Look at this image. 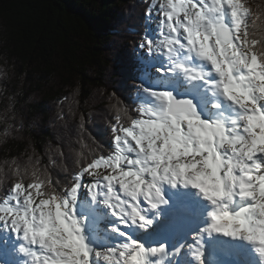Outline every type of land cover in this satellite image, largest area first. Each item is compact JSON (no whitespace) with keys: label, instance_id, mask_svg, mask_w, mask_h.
I'll use <instances>...</instances> for the list:
<instances>
[{"label":"snow or ice","instance_id":"snow-or-ice-1","mask_svg":"<svg viewBox=\"0 0 264 264\" xmlns=\"http://www.w3.org/2000/svg\"><path fill=\"white\" fill-rule=\"evenodd\" d=\"M145 15L158 16L157 36H143L137 47L163 59L154 71L199 87L179 97L142 87L155 103L141 104L130 126L117 115L109 154L82 165L63 191L36 171L33 182L13 183L0 200V230L19 242L22 264H164L165 245L146 247L130 232L152 225L149 213L168 204L166 187L190 189L209 205L208 223L191 237L194 264H204L203 238L214 235L251 244L264 264V52L249 31L248 7L244 0H159ZM206 109L215 114L205 118ZM99 168L102 178L85 180ZM81 189L116 220L108 230L117 240L86 241V219L75 207Z\"/></svg>","mask_w":264,"mask_h":264},{"label":"trees","instance_id":"trees-1","mask_svg":"<svg viewBox=\"0 0 264 264\" xmlns=\"http://www.w3.org/2000/svg\"><path fill=\"white\" fill-rule=\"evenodd\" d=\"M151 4L0 0V200L13 183L33 182V171L63 191L82 165L109 154L117 115L124 126L140 118L149 78L137 45L156 18L144 15ZM249 4V31L264 52V0Z\"/></svg>","mask_w":264,"mask_h":264},{"label":"rangeland","instance_id":"rangeland-1","mask_svg":"<svg viewBox=\"0 0 264 264\" xmlns=\"http://www.w3.org/2000/svg\"><path fill=\"white\" fill-rule=\"evenodd\" d=\"M159 0L157 1V4H158ZM244 3L247 5L248 9L250 8V4H249V0H244ZM157 20H158V16H156V18L154 19L153 23H152V29H153V39H156V36H157V27H158V24H157ZM118 45H119V41L116 39L113 40V43H111V54L112 55V58L115 60L116 59V50L118 48ZM157 58V62H151V63H148V65H153L154 66V69L157 68V67H160L163 65L164 61L162 58L160 57H156ZM149 69V73L147 74V76H150L151 73H152V68H148ZM155 72V71H154ZM155 74L162 80L160 81H153L151 80L150 78L147 80V89H154V90H167L169 91L170 93H172L173 95H176V94H179V93H175L176 92V89L181 91L180 93H183L185 91H190V90H193V89H197L199 86L197 85H191V84H188L186 81H184V79L180 76V75H175V76H160L158 75L156 72ZM163 84H170L172 85V87H170L169 85L166 86L165 88H168V89H164L163 88ZM182 85H185V86H182ZM179 87V88H178ZM205 99H207V94H203ZM155 103V101L149 97L148 95H144L143 97V100H142V103L141 104H145V105H153ZM223 101L221 102L220 101V104L222 105ZM206 113H208V115H205L204 113H202V115L205 117V118H208L212 115H214L215 113L212 112L211 110H208L206 109L205 111ZM228 113H231V111H229ZM104 169L103 168H99L97 170H94L93 174L91 175H87L86 176V181L87 180H90V179H95L97 176L101 177L104 175ZM83 197H84V201L82 203H80L81 205H79V207L81 208H86L83 212L81 211V213H79L77 216L82 218V219H86V223L84 224V236L86 238V241L91 244V245H98V246H103L106 242H109L108 239H113L115 240L116 237L114 236H111L109 233H111L108 229H109V223L108 224H105L103 223L105 226H100V230H98L99 226L96 225V222L95 220L92 219V207H89V205L87 204V199H89V193L87 191L84 192L83 194ZM89 201V200H88ZM77 203H76V209H77ZM87 211V213H90V218H85L84 217V214L85 212ZM102 214V211L100 212ZM77 214V213H76ZM96 226L95 229L93 230H89V227L90 226ZM107 226V228H106ZM3 235H4V244L8 246V249H9V254H6V256L4 257V264H19L16 259V246L13 245L12 241L15 240L11 233L7 232V231H4V230H0ZM98 232H100L101 234L99 235ZM16 241V240H15ZM12 243V244H11ZM184 254V253H183ZM15 256V258H14ZM175 261V260H173ZM175 264H176V261H175ZM187 264V263H186Z\"/></svg>","mask_w":264,"mask_h":264},{"label":"bare ground","instance_id":"bare-ground-1","mask_svg":"<svg viewBox=\"0 0 264 264\" xmlns=\"http://www.w3.org/2000/svg\"><path fill=\"white\" fill-rule=\"evenodd\" d=\"M148 4V3H147ZM146 6H148V5H146ZM145 15V14H144ZM140 39V38H139ZM144 73L147 75L148 73H149V69L147 68L145 71H144ZM148 78H150L151 80H153V81H155V82H157V81H160L161 79L154 73V71H153V69H152V73H151V75L150 76H147ZM142 86V85H141ZM142 90V89H141ZM128 101V100H127ZM135 102V101H134ZM134 102H133V104H134ZM137 103V102H136ZM136 106V105H135ZM228 106V105H227ZM229 107V106H228ZM230 108V107H229ZM229 108H227V109H229ZM228 111V110H227ZM229 111H231L230 109H229ZM225 112V111H224ZM225 113H227V112H225ZM204 114L205 115H208V113H206V112H204ZM210 115V114H209ZM208 115V116H209ZM186 198L187 199H189L190 198V196H186ZM87 201H88V199H87ZM87 203H89V201L87 202ZM174 207H177V206H164L163 207V209H166V208H169V209H172V208H174ZM77 209L78 210H80V211H84L86 208H81V207H79V206H77ZM86 213V212H85ZM93 214H94V212H93ZM113 220V219H112ZM97 226H99V228H98V230H100V226H102L101 224H96ZM104 225V224H103ZM95 227L96 226H94V227H91V228H89V230H93V229H95ZM96 230V229H95ZM98 234L100 235L101 233L100 232H98ZM205 238V237H204ZM12 243H13V245H15L16 246V248H17V246H18V243L19 242H17V241H15V240H13L12 241ZM11 243V244H12ZM238 243H242V241L241 240H233L232 241V247L234 248V249H238L239 251H240V253H241V250H242V247H240V246H238L237 244ZM235 244V245H234ZM245 247V246H244ZM184 251H185V249L183 248L182 250H181V252H180V259H179V264H184V262H185V256H184ZM241 254H243V253H241ZM239 259H242L241 257H239V255H237V254H235ZM177 256V255H176ZM176 256H170L169 255V258H175ZM24 259V258H23ZM169 264H175V261H173L172 260V262H170ZM244 264H246V263H244Z\"/></svg>","mask_w":264,"mask_h":264},{"label":"water","instance_id":"water-1","mask_svg":"<svg viewBox=\"0 0 264 264\" xmlns=\"http://www.w3.org/2000/svg\"><path fill=\"white\" fill-rule=\"evenodd\" d=\"M181 95H183V94H181ZM181 95H178L177 97H179V96H181ZM223 264H232L231 262H228V263H223Z\"/></svg>","mask_w":264,"mask_h":264}]
</instances>
